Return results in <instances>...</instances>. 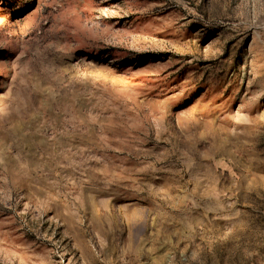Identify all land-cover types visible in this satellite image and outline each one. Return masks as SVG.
I'll use <instances>...</instances> for the list:
<instances>
[{
  "label": "rangeland",
  "instance_id": "374dc122",
  "mask_svg": "<svg viewBox=\"0 0 264 264\" xmlns=\"http://www.w3.org/2000/svg\"><path fill=\"white\" fill-rule=\"evenodd\" d=\"M0 264H264V0H0Z\"/></svg>",
  "mask_w": 264,
  "mask_h": 264
}]
</instances>
